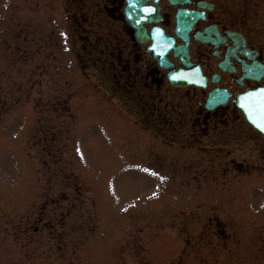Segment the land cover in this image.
<instances>
[{
	"label": "rangeland",
	"instance_id": "374dc122",
	"mask_svg": "<svg viewBox=\"0 0 264 264\" xmlns=\"http://www.w3.org/2000/svg\"><path fill=\"white\" fill-rule=\"evenodd\" d=\"M61 1L0 0V38L27 25L56 41L42 76L30 63L6 80L0 62V264H264V140L164 143L112 90L118 34L83 40L75 62L74 25L90 28ZM217 1L264 45V0Z\"/></svg>",
	"mask_w": 264,
	"mask_h": 264
},
{
	"label": "flooded vegetation",
	"instance_id": "af4514ba",
	"mask_svg": "<svg viewBox=\"0 0 264 264\" xmlns=\"http://www.w3.org/2000/svg\"><path fill=\"white\" fill-rule=\"evenodd\" d=\"M128 1L69 0L71 12L83 16L82 24L87 22L89 25V34H86L88 42L110 47L113 43L111 35L118 34L120 53L124 52L120 54V83L123 87L120 95L128 106H133L135 100L139 102L141 120L148 124L143 128L152 131L156 126L161 133H167L165 137L171 138V144L179 142L184 147L194 144L202 150L221 147L216 143L203 145L204 140L223 142L229 137L238 138V132L264 140V136L247 122L237 105V98L242 92L264 86V45L254 43L246 34L243 38L237 33L240 30L214 0H207L213 3L211 8L200 6L198 3L201 0H181L183 3L180 4L159 0L160 10L151 16L158 21L144 22L143 26L146 34L157 26L155 28L163 30L173 42L172 48L165 54V63L169 67L162 68L152 52L147 50L146 44L137 41L138 28L125 17ZM178 10L187 14L180 16L177 31ZM90 14L94 16L90 17ZM185 23L187 29H184ZM75 27L78 29V26ZM28 28L23 26L13 39L0 40L9 54L13 47L26 42L25 30ZM26 48L27 45H24ZM179 68L188 72V78L201 74L204 86L171 85L167 74ZM212 92H217V96L209 103L206 100ZM212 153L230 155V152ZM155 154L164 155L161 152Z\"/></svg>",
	"mask_w": 264,
	"mask_h": 264
},
{
	"label": "water",
	"instance_id": "95a60500",
	"mask_svg": "<svg viewBox=\"0 0 264 264\" xmlns=\"http://www.w3.org/2000/svg\"><path fill=\"white\" fill-rule=\"evenodd\" d=\"M150 2H151V0H136V2L134 4L130 5L131 13H133L135 11H138L140 14H144L143 12H145L144 10L146 8L145 3H150ZM151 3H153V9L155 11H157L158 10V7H156L155 0H153V2H151ZM146 16H148V14H146ZM144 20H146V17H145V19L142 18L141 22H143ZM147 39H148L147 37H140V40L143 41V42L145 40H147ZM184 81H185L184 79H182L179 82H176V81L172 80V82H174L176 84H180V85H183L184 84ZM259 90L260 89H258L257 91H254V92H258ZM212 101H213V99H212ZM253 110H254V112H253ZM257 112H258V114H257ZM247 116H248V119L250 120L251 123H253L257 128L261 129L264 132V129H262L261 127L258 126L259 121H257L256 119H260V113H259V111L257 109H255V107L252 108V111L249 110V113H248ZM254 120L257 123L254 122Z\"/></svg>",
	"mask_w": 264,
	"mask_h": 264
},
{
	"label": "snow or ice",
	"instance_id": "6c2138e0",
	"mask_svg": "<svg viewBox=\"0 0 264 264\" xmlns=\"http://www.w3.org/2000/svg\"><path fill=\"white\" fill-rule=\"evenodd\" d=\"M245 103H242V107L251 109L255 107L260 113L259 127L264 129V88L260 89L258 92H250L244 98ZM254 122H256L254 120Z\"/></svg>",
	"mask_w": 264,
	"mask_h": 264
}]
</instances>
